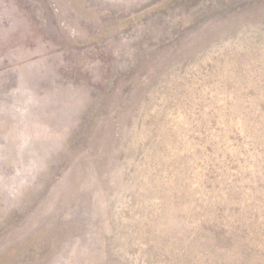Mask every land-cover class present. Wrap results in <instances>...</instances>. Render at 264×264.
Returning <instances> with one entry per match:
<instances>
[{"label":"rangeland","instance_id":"rangeland-1","mask_svg":"<svg viewBox=\"0 0 264 264\" xmlns=\"http://www.w3.org/2000/svg\"><path fill=\"white\" fill-rule=\"evenodd\" d=\"M0 264H264V0H0Z\"/></svg>","mask_w":264,"mask_h":264}]
</instances>
